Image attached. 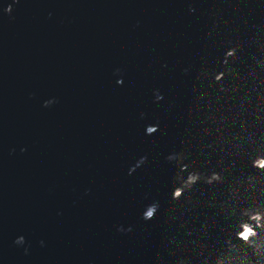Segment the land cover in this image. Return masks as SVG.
Listing matches in <instances>:
<instances>
[{"label": "water", "instance_id": "obj_1", "mask_svg": "<svg viewBox=\"0 0 264 264\" xmlns=\"http://www.w3.org/2000/svg\"><path fill=\"white\" fill-rule=\"evenodd\" d=\"M261 156L264 0H0V264H264Z\"/></svg>", "mask_w": 264, "mask_h": 264}, {"label": "clouds", "instance_id": "obj_2", "mask_svg": "<svg viewBox=\"0 0 264 264\" xmlns=\"http://www.w3.org/2000/svg\"><path fill=\"white\" fill-rule=\"evenodd\" d=\"M17 0H13V3H16ZM12 10V5H6L4 7V12L5 13H10ZM196 11V9L194 7H189L188 8V12L189 13H194ZM226 57L230 56V55H235V49L234 48H230L227 52H226ZM190 69L185 68L182 69V72L186 73L187 71H189ZM223 77V73H218L216 75L213 76V80L214 81H219L220 79H222ZM123 83V79H117L116 80V84H122ZM157 100H162L163 99V95L160 94L159 96L156 97ZM55 100L53 99H48L44 101V106H48L51 105L52 103H54ZM159 125H147L146 126V132L147 133H152L153 131L158 130ZM21 151H23V149H21ZM177 158L176 154L170 153L167 157H165L166 160H168L169 162L174 161ZM252 166L253 167H259L261 170H264V156L258 157L257 159L253 160L252 162ZM182 170H187L186 166L182 167ZM201 179V174L199 172H189V175L187 176V178L183 181V183L181 184L180 187H176L173 188L172 190V198L173 199H178L184 191L186 190H190L191 186L194 185L198 180ZM221 180V176L219 173L217 172H212L210 173L207 177L204 178V182L208 183V184H212L213 182H219ZM159 209V204L156 201H153L152 204L148 205L144 211V213L142 214V218L145 221L151 220L155 215L156 212ZM250 219H255L257 221H259L261 219V215L259 213L255 214L254 216H251ZM259 226V224L257 225ZM242 230L240 232H238L237 238L244 241V242H248L249 240V236L250 235H255V232L252 229V226L245 223L241 225ZM131 229H129L130 231ZM24 236L20 235L17 236L16 239L14 240V243L16 245H23L24 244ZM40 244L43 246L44 241L41 240ZM25 253H27L28 249L25 248L24 249ZM179 264H183V261H179ZM249 264H251V262H249Z\"/></svg>", "mask_w": 264, "mask_h": 264}]
</instances>
